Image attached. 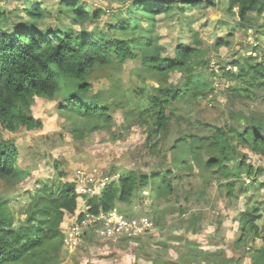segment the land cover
Segmentation results:
<instances>
[{"label": "rangeland", "instance_id": "1", "mask_svg": "<svg viewBox=\"0 0 264 264\" xmlns=\"http://www.w3.org/2000/svg\"><path fill=\"white\" fill-rule=\"evenodd\" d=\"M62 1L0 0V26L10 29L28 22L32 19L30 12L40 9L43 17L36 20L38 25L72 27V21L63 15ZM79 1L90 11H99L101 16L98 19L90 16L83 24H73L76 30L132 39L139 37L148 25L149 14L133 11V0ZM211 1L214 4L204 1L196 8L188 7L184 14L176 8L169 14L156 16L154 35L163 47L161 55L173 57L177 47L197 44L198 55L191 61L195 80L208 81L214 89L212 94L198 98L192 89H187L183 97L171 103L165 132L156 135L149 130L147 123L153 120L146 114L147 110L160 88L175 85L176 89L186 90L185 73L172 71L167 80L156 77L146 71L137 49L133 59L123 63L114 60L111 66L97 67L89 73L86 78L92 86L90 93L78 95L83 80L58 71L60 92L51 99L36 96L28 108L40 125L2 130V138L17 150L20 173L8 181L0 180V203H7L16 223L27 216L30 190L43 182L55 184L60 179L72 182L78 169L98 168L103 174L120 175L118 180L138 173L148 177V184L131 200L119 201L116 206L117 212L128 219L151 218L153 229L149 233L138 239L94 238L90 245L65 242L71 224L85 210L86 199L78 198L76 209L67 212L61 223L65 238L57 264H157L159 258L165 263L173 260L188 264L178 254L192 249L201 251L192 264H257L261 260L262 253H257L264 241L261 244L257 238L254 247L249 246L252 236L245 243L236 241L240 236L241 213L257 203L261 206L259 213H263L258 225L264 226V156L233 138L237 155L231 157L229 165L234 167L244 159L261 174L254 175V182L246 177L245 168L240 172L233 169L242 179L231 193L228 184L234 180L232 172L229 170L225 176L214 172L216 168L208 169L207 163L217 154L210 147L215 127L242 130L247 113L264 118V87H250L249 99L228 98L231 89L249 87L244 82L248 78L233 79L225 73L216 74L208 63L212 57L229 54L234 61L245 62L251 54L256 58L254 62H263L264 14L254 24L240 26L237 9L233 10L235 15L227 10L228 0ZM121 25L126 26V32ZM218 39L228 41V45L217 46ZM144 88L142 96L140 91ZM94 97L99 106L109 107L113 121L107 123L104 118L86 115L80 108L68 107L77 101L84 103L81 107L85 109L92 108ZM183 137L192 148L181 143ZM158 172L161 175L151 177ZM141 190L145 192L142 194ZM143 199L149 200L148 203L142 202Z\"/></svg>", "mask_w": 264, "mask_h": 264}, {"label": "trees", "instance_id": "2", "mask_svg": "<svg viewBox=\"0 0 264 264\" xmlns=\"http://www.w3.org/2000/svg\"><path fill=\"white\" fill-rule=\"evenodd\" d=\"M214 4L211 0H133V11L142 10L149 14L148 25L142 29L139 37H111L102 32L82 29L76 30L73 24H83L92 16L100 18L99 11H90L79 0H63V15L72 21V27L63 28L61 25L40 26L36 20L43 17L42 10H33L29 17L31 20L23 24L15 25L10 29L0 26V180L12 179L20 173L17 166V150L14 145L2 138V130L13 131L17 126L31 128L40 125L28 111L34 97L54 98L60 92V84L57 77L58 71L67 75L76 76L83 82L78 89V95L90 93L91 84L87 81V75L97 67L111 66L114 60L124 62L135 57V49L141 52L142 63L146 71L167 80L172 71L180 70L185 73L186 90L176 89L175 85L164 86L159 89V94L152 97L151 107L147 115L153 122L148 121V128L156 135H160L168 128L170 110L168 106L184 96L187 89L193 90V95L198 98L212 94L214 89L208 81L195 80V69L191 61L198 55L195 45H180L176 48L173 57H163V47L159 44L158 36L155 37L156 16L169 14L176 8L181 14L188 7L196 8L203 2ZM240 26L254 24L258 17L264 14V0H228V12L235 15ZM126 32V26L120 27ZM232 34V33H231ZM198 40V37L195 38ZM195 40V43H196ZM217 46L228 45V41L218 39ZM258 49V47H256ZM255 48V49H256ZM231 55V54H230ZM222 59V57H221ZM255 57L249 55L245 62L231 60L236 71L225 70V76L233 79L248 78L244 81L249 87L243 90L231 89L228 98L244 97L249 99L247 93H251L250 87H264V60L257 63ZM225 63V60H222ZM207 66V62L203 63ZM200 74V73H198ZM201 81V82H200ZM145 88L140 91L143 96ZM244 92L243 96L240 95ZM94 97V107L84 108V103L72 102L68 107L80 108L86 115L105 119L107 123L113 121L109 107L105 108L97 104ZM27 108V109H26ZM242 130L229 126L215 127L211 136L212 150H216L208 160V169L225 176L230 170L234 178L229 185V192L242 179L240 169H246V177L256 180L255 174H261L252 165H248L244 159L229 165L230 159L236 156L233 138H237L239 144H245L253 151L264 156V118H257L247 113ZM126 127V126H125ZM181 143L192 148L188 141ZM202 140V139H201ZM178 143V142H177ZM176 143V145H177ZM174 145V148H176ZM178 146V145H177ZM233 147V148H232ZM168 169L166 170V173ZM161 175L160 172L152 173L151 177ZM147 175L136 174L123 177L118 183L109 184L98 197L89 200L90 211L98 213L110 211L116 207V203L131 200L142 186L147 185ZM165 177L163 184H165ZM244 182V181H243ZM171 186V183L168 184ZM40 187V188H39ZM35 190L29 191V203L27 216L18 223L14 214L5 202L0 203V264H57L64 245L65 235L61 230V223L67 212H73L78 204V193L73 182L60 179L55 184L43 182ZM245 188V187H244ZM244 190L243 187L241 189ZM231 193V192H230ZM247 208V207H246ZM261 206L257 203L251 209L243 211L239 217L240 236L236 243L246 242L248 236H252L249 246H255L257 238L264 241L261 235L264 232L258 225L262 218ZM138 239V238H136ZM181 257L182 260L197 261L198 256L194 249ZM261 260L257 264H264V245L258 248ZM208 254V253H207ZM210 256H206V260ZM161 262L157 261V264ZM92 264V263H91Z\"/></svg>", "mask_w": 264, "mask_h": 264}, {"label": "built area", "instance_id": "3", "mask_svg": "<svg viewBox=\"0 0 264 264\" xmlns=\"http://www.w3.org/2000/svg\"><path fill=\"white\" fill-rule=\"evenodd\" d=\"M251 55V54H250ZM225 60V63H222ZM209 68L216 74H222L225 70L236 71L237 68L232 65L230 58L212 57L209 60ZM217 75L214 76V79ZM120 175L103 174L98 168L92 170L78 169L75 171L74 180H72L78 193V198H85V210L76 218L68 230L65 242L72 241L74 244L80 242L83 244L89 239L102 238L112 239L128 237L131 239L141 238L153 229L151 218L141 216L128 219L117 212V207L110 211L100 210L98 213L90 211L89 200L100 196L103 190L112 182L118 180ZM145 192V191H143ZM142 192V194H143ZM148 198V195H146ZM149 200L143 199L142 202L148 203ZM78 245V244H77Z\"/></svg>", "mask_w": 264, "mask_h": 264}, {"label": "crops", "instance_id": "4", "mask_svg": "<svg viewBox=\"0 0 264 264\" xmlns=\"http://www.w3.org/2000/svg\"><path fill=\"white\" fill-rule=\"evenodd\" d=\"M160 44V43H159ZM142 192L144 191V190H141ZM138 202V201H137ZM117 207V206H116ZM149 210V209H148ZM65 219V218H64ZM153 219V218H152ZM154 220H155V218H154ZM153 220V221H154ZM156 222H157V219L154 221V223H155V226H157V224H156ZM69 223H71V220L69 221ZM68 223V224H69ZM123 239V238H122ZM129 239H131V238H129ZM91 240L92 239H89L88 240V242L86 243V245H90V242H91ZM99 240H101V239H99ZM219 248H221V247H219ZM189 249V248H188ZM189 251H190V249H189ZM207 251V250H206ZM191 252H193L192 250H191ZM188 253H190V252H188ZM188 253H180V254H178L179 255V257H182L183 255H185V254H188ZM220 254V253H219ZM228 254V253H227ZM151 258V257H150ZM145 259H148V258H145ZM168 261H170V262H166L165 263V260L163 259V258H159V262H161L160 264H178V263H175L173 260H168ZM149 262H151V261H149ZM183 263V262H182ZM182 263H180V264H182ZM151 264H152V262H151Z\"/></svg>", "mask_w": 264, "mask_h": 264}, {"label": "clouds", "instance_id": "5", "mask_svg": "<svg viewBox=\"0 0 264 264\" xmlns=\"http://www.w3.org/2000/svg\"><path fill=\"white\" fill-rule=\"evenodd\" d=\"M216 57H219V56H216ZM219 58H221V57H219ZM222 58H230L231 60H232V54L230 55H227V56H225V57H223L222 56ZM208 66H209V63H208ZM73 182V181H72ZM74 183V182H73ZM76 188V187H75ZM98 197V196H97Z\"/></svg>", "mask_w": 264, "mask_h": 264}]
</instances>
